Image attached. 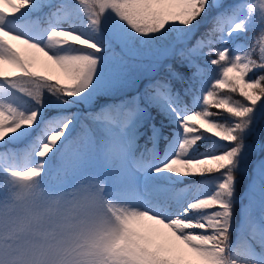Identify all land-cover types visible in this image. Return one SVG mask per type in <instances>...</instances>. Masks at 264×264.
Listing matches in <instances>:
<instances>
[{
	"label": "snow or ice",
	"instance_id": "1",
	"mask_svg": "<svg viewBox=\"0 0 264 264\" xmlns=\"http://www.w3.org/2000/svg\"><path fill=\"white\" fill-rule=\"evenodd\" d=\"M0 264H264V0H0Z\"/></svg>",
	"mask_w": 264,
	"mask_h": 264
}]
</instances>
